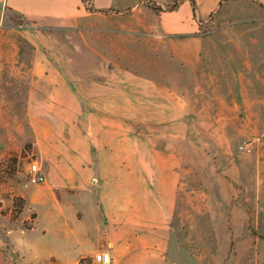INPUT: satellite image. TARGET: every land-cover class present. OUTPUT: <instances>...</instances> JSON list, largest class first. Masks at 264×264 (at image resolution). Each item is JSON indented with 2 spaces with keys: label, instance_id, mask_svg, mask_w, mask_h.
Here are the masks:
<instances>
[{
  "label": "crops",
  "instance_id": "0c3cea01",
  "mask_svg": "<svg viewBox=\"0 0 264 264\" xmlns=\"http://www.w3.org/2000/svg\"><path fill=\"white\" fill-rule=\"evenodd\" d=\"M148 1L166 8L176 0H0V48H19L10 38H23L32 49L27 117L35 138L66 140L37 141L47 173L40 194L56 209L40 230L54 239L23 250L10 231L11 252L29 255V264H79L100 251L120 264L163 261L186 152L151 145L156 128L188 138L192 99L264 111L263 68L248 45L262 28L264 0H252L256 17L225 22L214 14L233 0H195L196 17L192 0L166 12ZM76 198L82 207L73 208ZM34 209L33 228L19 229L23 240L40 227Z\"/></svg>",
  "mask_w": 264,
  "mask_h": 264
},
{
  "label": "rangeland",
  "instance_id": "374dc122",
  "mask_svg": "<svg viewBox=\"0 0 264 264\" xmlns=\"http://www.w3.org/2000/svg\"><path fill=\"white\" fill-rule=\"evenodd\" d=\"M257 10L252 0H233L217 8L214 17L218 14L220 22L254 18ZM7 15L15 24L21 19L11 11ZM261 26L259 31L253 27L248 45L254 48L253 61L263 68L264 80V19ZM10 39L19 48H0V264H29V255L11 252L10 231L25 250L54 239L53 232L43 237L40 229L48 211L56 209L51 198L40 194L46 183H30L29 171L37 163L46 177L39 146L66 140L35 138V124L27 117L32 49L21 47L23 38ZM251 78L256 82L257 74ZM204 103L188 102V138L164 137L159 128V136L151 138V145L186 152L179 190L183 201L173 221L172 243L163 261L153 264H264V111L221 101ZM82 206L76 198L73 208ZM34 208L42 213L40 227L23 240L19 229L33 226Z\"/></svg>",
  "mask_w": 264,
  "mask_h": 264
},
{
  "label": "built area",
  "instance_id": "2783aa9c",
  "mask_svg": "<svg viewBox=\"0 0 264 264\" xmlns=\"http://www.w3.org/2000/svg\"><path fill=\"white\" fill-rule=\"evenodd\" d=\"M46 181V177L42 172L39 164H33L29 171V182L33 184H41ZM94 261L101 264H112L113 257L110 252L100 251L94 256Z\"/></svg>",
  "mask_w": 264,
  "mask_h": 264
},
{
  "label": "trees",
  "instance_id": "16d2710c",
  "mask_svg": "<svg viewBox=\"0 0 264 264\" xmlns=\"http://www.w3.org/2000/svg\"><path fill=\"white\" fill-rule=\"evenodd\" d=\"M84 1H85V3H87V5H90V0H84ZM181 1L182 0H176L174 4H172L171 6H168L166 8H163V7L159 6V5H157L153 1H148V2H146V4L148 6H150V7H152L153 9H155L158 12H163V11L166 12V11H174L179 6ZM192 2H193L194 13H195V17H196V3H195V0H192ZM220 5H222V2H221ZM262 7H264V6L262 5ZM16 23L18 25H23L24 24V22L21 19L18 22H16ZM35 217H36V214H35L34 218ZM32 228H33V226H31V227H29L27 229H32ZM79 264H93V259L90 258V257H83V258L80 259Z\"/></svg>",
  "mask_w": 264,
  "mask_h": 264
}]
</instances>
